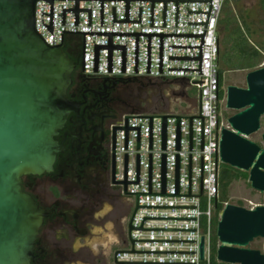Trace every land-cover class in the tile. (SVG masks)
Returning <instances> with one entry per match:
<instances>
[{"label":"water","instance_id":"1","mask_svg":"<svg viewBox=\"0 0 264 264\" xmlns=\"http://www.w3.org/2000/svg\"><path fill=\"white\" fill-rule=\"evenodd\" d=\"M39 1L51 4L50 26L43 24L54 36V2L58 0H0V264H30L33 249L45 212L22 188L24 176H41L52 172L61 147L56 136L66 123L71 101L68 88L72 83L75 63L64 51V33L84 34L83 72H85L86 35L108 36V45H94V72L99 70V50H108V73L113 70V50H122L121 73H126L127 45H113V36L135 37V73H138L139 37H148L147 73H151V37H160V74H163V37L201 38L200 47L169 46V48L200 49L199 57H170V60L199 61V70L169 69L172 71H200L203 74V53L207 31L204 34L165 33H113V32H63L62 44L50 46L36 30V6ZM101 1V26L104 23V1L125 2V20L113 23L142 24V8L139 21L130 20V1L151 2V27H154V2H163V27H166L167 2H175V27L179 21V2L211 3L206 23H188L209 27L213 0H87ZM88 12V26H92V9H63L62 25H66V13H75V26H79V13ZM188 16V15H187ZM44 22V21H43ZM219 67V58L217 61ZM203 83V82H193ZM226 108L236 114L228 118L220 138V159L233 169L248 174L253 190L264 195V66L248 72L246 87L229 86ZM129 118H150L149 150H153V118H162V150L167 151V118H176V151H181V118L190 119V145L193 141V118H202V144L204 151V117H202V89H200V117L142 116L125 117V150H128V130H138L137 150H140L141 127H128ZM262 131V145L250 137ZM116 155V141H115ZM116 158V156H115ZM167 154H161V193H152V154H149V193H128V185H140V154H137L136 181H127L128 154H125V180L113 184L124 187L123 194L136 195V207L128 224L131 251L117 250L114 264H196V263H143L119 262L120 253L147 254H196V252L136 251L135 242H183L196 240H133V230L196 231V229H149L143 228L145 220H195V218L144 217L139 228L133 226L139 208L197 209L186 206H140V195L145 196H203V155L201 156V195H191L192 155L189 154V195H180V155H175V194H166ZM219 247L217 261L224 264H264V254L253 249L252 244L264 239V205L255 208L228 204L221 212L216 232ZM200 258L205 259V238L200 245Z\"/></svg>","mask_w":264,"mask_h":264},{"label":"built area","instance_id":"2","mask_svg":"<svg viewBox=\"0 0 264 264\" xmlns=\"http://www.w3.org/2000/svg\"><path fill=\"white\" fill-rule=\"evenodd\" d=\"M227 0H213L209 27L188 25L206 23L208 14L188 12H209L211 3L179 2V21L175 27V2H167L166 27H163V2H154V27H151V2L130 1V20L139 21L142 8V24L113 23V8L116 20H125V2L104 1V23L101 26V1L79 0V9H92V26H88V12L79 13V26H75V13H66V25H62L63 9H75V0L54 2V36L43 25L50 26L51 4L39 1L36 6V30L50 45L62 44L63 32H113V33H165L204 34L207 31L204 53L203 74L200 71H172L169 69L199 70V61L170 60V57H199L200 49L169 48V46L200 47L201 38L163 37V74H160V37H151V73H147L148 37H139L138 73H135V37L113 36V45H127L126 73H121L122 50H113V70L108 73V50H99V70L94 72V45H108V36L86 35L85 72H83L84 34L64 33L63 43L74 46L80 40L82 57L80 69L88 78L112 80H147L184 83L188 89L198 92L196 106L189 105L182 110H168L166 113L121 114L112 125L125 127V117L179 116L200 117V89H202V117H204V151L202 144V118H193L192 150L190 145V119L181 118V151H176V118H167V151L162 150V118H153V150H149L150 118H129L128 127H141L140 150H137L138 130H128V150H125V130L116 132V181L125 180V154H128L127 181H136L137 154H140V185L129 184L128 193H149V154H152V193H161V154H167L166 194H175V155H180V195H189V154L192 155L191 195H201V156L203 155V196H145L140 195V206H186L197 209L139 208L133 226L139 228L144 217L195 218V220H145L143 228L149 229H196V231L133 230V240H196L183 242H135L136 251L196 252V254L120 253L119 262L143 263H196L211 264L212 237L215 232V212L220 193V138L228 128L225 116L226 92L222 85L217 61L220 52L218 35L219 21ZM188 15V16H187ZM44 21V22H43ZM193 82H203L193 83ZM224 92V98L222 93ZM123 194L124 187L119 185ZM136 207V195L127 196ZM228 205L226 203L219 213ZM256 206L251 207L255 208ZM131 213V215H132ZM131 217V216H130ZM130 220V219H129ZM118 250L131 251L128 239ZM205 238V259L200 258V245Z\"/></svg>","mask_w":264,"mask_h":264},{"label":"flooded vegetation","instance_id":"3","mask_svg":"<svg viewBox=\"0 0 264 264\" xmlns=\"http://www.w3.org/2000/svg\"><path fill=\"white\" fill-rule=\"evenodd\" d=\"M64 51L76 67L68 88L70 112L55 138L61 151L52 172L22 178L23 190L45 212L30 264H72L78 252L76 239L87 237L99 223L105 203L116 205L114 222L119 230L122 219L125 230L133 210L131 199L113 184L116 133L112 125L120 116L125 85L119 80L85 76L80 69L79 39L72 47L65 43ZM108 263L114 264V255L104 261Z\"/></svg>","mask_w":264,"mask_h":264},{"label":"rangeland","instance_id":"4","mask_svg":"<svg viewBox=\"0 0 264 264\" xmlns=\"http://www.w3.org/2000/svg\"><path fill=\"white\" fill-rule=\"evenodd\" d=\"M232 7L230 11H233L234 16L244 18L248 21V24L252 30L251 42L258 44L259 48L264 54V10L261 8L260 0H231ZM264 66V57L263 64ZM250 71L229 70L222 68L223 73V88L227 93L229 86H236L244 88L246 87V75ZM195 90V89H194ZM197 92V90H195ZM195 92V93H196ZM138 89L135 85L124 86L121 90L122 101L127 102L128 105H135L136 109L140 111H153L156 109L157 99L153 97V94H158L156 89L149 91L148 99L142 100L139 98ZM189 89L186 85L174 84L165 87L164 99L165 105L168 110H182L183 106L190 105L191 101L187 98ZM198 94V92L196 93ZM140 102V103H139ZM187 105V106H188ZM127 106L120 104V115L127 110ZM186 108V107H185ZM225 116L230 118L236 114L235 111L228 110L225 104ZM262 126L264 128V118L262 119ZM262 131L254 134L250 137V140L262 145L261 142ZM227 167L222 164L221 170ZM229 167V166H228ZM248 175V174H247ZM116 193V192H115ZM120 202H124V199H120ZM120 202H116L118 205ZM228 204L240 206L245 208H251L253 206L264 205V195L256 192L252 189L248 179H241L234 182L228 190ZM116 205L113 203H105L100 212V221L95 227L90 230V234L85 238H77L75 242L76 249L72 264H104V261L109 262L113 257L115 249H119L123 246L121 233L122 225L125 223V219H122L121 229L119 230L114 222L116 220ZM118 208V207H117ZM82 246L87 247L83 251L80 248ZM253 249L260 250L264 254V239L256 240L252 246ZM86 258L87 261L83 260ZM110 264V263H108Z\"/></svg>","mask_w":264,"mask_h":264},{"label":"trees","instance_id":"5","mask_svg":"<svg viewBox=\"0 0 264 264\" xmlns=\"http://www.w3.org/2000/svg\"><path fill=\"white\" fill-rule=\"evenodd\" d=\"M237 0H235L236 2ZM232 1L227 0L221 19L219 21L218 27V35L220 40V52H219V71L223 85V73L222 68H226L229 70H239V71H253L262 67L264 54L262 50L259 48L258 44H254L251 42L252 30L248 24V21L243 17L234 16L233 11H230L232 7ZM261 8L264 10V0H260ZM121 83L127 85H135L138 89V97L142 100L148 99L149 91L152 89H156L158 94H153L154 98H158L156 109L153 111H140L135 108V105H128L127 102H122L123 105L127 106V110L122 114H127L131 112L141 113V114H151V113H166L168 109L165 105L164 99V89L169 85L174 84H183L180 81L174 82H162V81H147V80H119ZM194 89H189V94L187 98L190 99L192 106H196L198 94L195 93ZM222 98H224V92L222 93ZM140 103V102H139ZM188 105V104H187ZM183 106L184 108L188 106ZM228 118V117H227ZM241 179H248V175L239 170L233 169L231 167H225L221 170L220 175V193L219 199L217 202V210L215 212V232L212 237V262L211 264H224L219 263L217 261V250L219 247L218 238L216 235L217 225H218V217L219 213L224 207L228 199V190L230 186ZM240 206H243L240 204ZM130 217V215H129ZM127 226V224H126ZM126 226L125 230H121V238L122 242L125 243L127 239L126 235ZM118 249L116 248L115 251Z\"/></svg>","mask_w":264,"mask_h":264}]
</instances>
